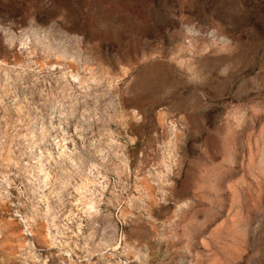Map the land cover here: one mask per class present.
Returning <instances> with one entry per match:
<instances>
[{"label":"rangeland","instance_id":"obj_1","mask_svg":"<svg viewBox=\"0 0 264 264\" xmlns=\"http://www.w3.org/2000/svg\"><path fill=\"white\" fill-rule=\"evenodd\" d=\"M0 264H264V0H0Z\"/></svg>","mask_w":264,"mask_h":264}]
</instances>
